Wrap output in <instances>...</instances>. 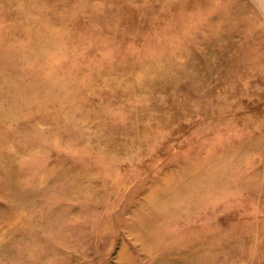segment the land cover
I'll return each mask as SVG.
<instances>
[{
  "label": "rangeland",
  "instance_id": "obj_1",
  "mask_svg": "<svg viewBox=\"0 0 264 264\" xmlns=\"http://www.w3.org/2000/svg\"><path fill=\"white\" fill-rule=\"evenodd\" d=\"M0 264H264V0H0Z\"/></svg>",
  "mask_w": 264,
  "mask_h": 264
}]
</instances>
